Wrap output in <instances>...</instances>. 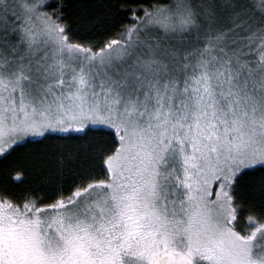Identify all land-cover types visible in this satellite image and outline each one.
Instances as JSON below:
<instances>
[{"label":"snow or ice","instance_id":"1","mask_svg":"<svg viewBox=\"0 0 264 264\" xmlns=\"http://www.w3.org/2000/svg\"><path fill=\"white\" fill-rule=\"evenodd\" d=\"M67 8L0 0V264H264V0Z\"/></svg>","mask_w":264,"mask_h":264},{"label":"trees","instance_id":"2","mask_svg":"<svg viewBox=\"0 0 264 264\" xmlns=\"http://www.w3.org/2000/svg\"><path fill=\"white\" fill-rule=\"evenodd\" d=\"M67 4H68V8H67V13L68 15H75L77 13H81L87 10V6L91 3L94 2V0H66ZM142 2L144 3H151L152 0H142ZM90 38H95V37H90ZM88 138H85L84 140H77L74 139L72 141H70V143H73L77 146L86 143ZM26 151V149L24 148H19L17 149V152L13 154V156L16 155H21L22 153H24ZM11 159V157H10ZM259 173L256 174L255 177L253 176H246L242 178V182L247 183L248 181L258 178Z\"/></svg>","mask_w":264,"mask_h":264}]
</instances>
